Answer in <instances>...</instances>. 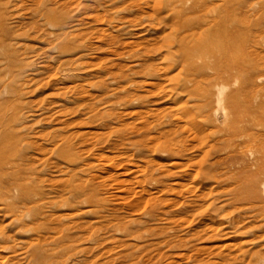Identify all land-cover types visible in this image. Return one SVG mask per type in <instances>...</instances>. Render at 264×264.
Listing matches in <instances>:
<instances>
[{
	"label": "rangeland",
	"instance_id": "rangeland-1",
	"mask_svg": "<svg viewBox=\"0 0 264 264\" xmlns=\"http://www.w3.org/2000/svg\"><path fill=\"white\" fill-rule=\"evenodd\" d=\"M0 1L11 63L26 65L11 73L0 64V264H264V192L247 197L254 146L234 153L223 141L231 123L208 133V154L191 137L177 146L186 134L176 117L193 96L170 88L195 76L185 60L193 42L156 16L159 0ZM207 3L192 16L201 32L242 20L263 41L250 51L263 58L255 94L264 124V0ZM167 145L182 149L169 157ZM147 161L163 184L142 172Z\"/></svg>",
	"mask_w": 264,
	"mask_h": 264
},
{
	"label": "bare ground",
	"instance_id": "bare-ground-1",
	"mask_svg": "<svg viewBox=\"0 0 264 264\" xmlns=\"http://www.w3.org/2000/svg\"><path fill=\"white\" fill-rule=\"evenodd\" d=\"M222 1L225 2L226 0ZM207 2H210V0H159L155 2L154 5L156 16L165 13L172 19V34L174 32H176L177 35L181 33V38L190 34L193 42L188 48L189 50H186L185 60L188 64L193 65L195 76L181 86L170 88L172 95H177L178 89H180L182 93L187 92L190 98L193 96L191 107L178 113L179 115L176 117L178 121L184 123L183 126L178 128L182 129L186 134L179 137L177 146L183 142V139L187 140L191 137V140L195 142L194 146H202L205 150L207 148L208 151L206 152L208 154L210 153L209 148L213 147L211 144L212 138L211 141L208 142V133H210L213 127L218 126V124L231 123V130L225 135L223 141H232L236 144V151L234 153H239L237 151L245 148L247 144L252 147L254 146L251 153L256 157L254 164L258 167L259 171L254 174L255 177L251 180L253 190L247 197L257 198L261 192H264V189L261 190V188H256V185L259 183L264 186V181H260L257 176L262 170L264 171V156L258 157L257 155L261 151L264 155V140L262 139L264 134L261 131L262 128L264 129V124L260 118L261 96H259V93L255 94L258 82L261 80L257 79V77L259 78L260 76V74L257 75V71H259V67L263 66V58L260 54L250 51V49L254 44H260L263 41L261 39L254 40L248 35H245L242 20L230 23L229 21L221 23L220 20L214 22L213 24L216 30H220L221 34H218L216 30L211 32L210 29L201 32L202 25L200 23V18H193L192 16L202 8H208L210 4ZM238 4L242 5V2L239 1ZM37 6L38 11L41 12L40 14L46 17L47 23L53 24L55 22L54 9L48 7L45 2H41L37 4ZM41 8L43 11H41ZM30 11L32 12V10ZM5 17H7V15ZM3 19L4 16L0 15V29H4L5 26ZM213 36L216 38L215 43ZM7 37L8 31L0 35V64L5 62L7 64V69H9L11 73L20 72L24 69L26 70V68H24L26 66L25 61L21 59L17 60L15 57L16 61L13 64L11 63L10 55L6 50L7 46L10 44ZM238 40H243V44L235 46L234 41ZM180 46L184 47L182 41L180 42ZM22 56L21 54V57ZM201 62L204 69H209L212 72L213 77L211 83L204 84V71L199 66ZM35 79V77L30 78V76H28L27 82H32ZM234 82H240L242 86L234 89L232 87V83ZM145 86H150V83H147ZM189 87L191 91H189ZM244 93L247 94L244 95ZM12 94H14L13 91ZM238 116H240V119H238ZM177 131L178 130L174 129L168 130L171 134ZM164 133H167V131H164ZM236 138H241L243 141L237 142ZM181 149V146L177 148L167 145L162 151L170 153L168 156L171 157L175 150H179L180 152ZM3 161L4 159L0 161V170L5 169ZM142 163L145 164L142 172L146 175L148 180L163 184L162 179L157 176L158 173L156 175L155 171L151 168L148 169L150 162L147 161ZM212 165L213 164L206 166V164H204L201 169L203 171H208L209 167ZM138 168H141V166H138ZM246 171L249 170L246 169ZM178 183L176 184L178 185ZM74 237V235H69L67 238L74 239ZM76 241H80V239Z\"/></svg>",
	"mask_w": 264,
	"mask_h": 264
}]
</instances>
